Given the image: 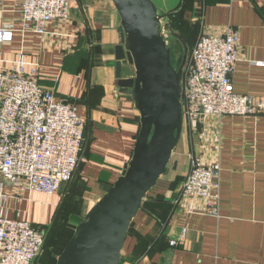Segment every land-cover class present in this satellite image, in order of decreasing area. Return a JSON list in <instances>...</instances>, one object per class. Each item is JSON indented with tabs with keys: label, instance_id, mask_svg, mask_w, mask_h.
I'll list each match as a JSON object with an SVG mask.
<instances>
[{
	"label": "crops",
	"instance_id": "0c3cea01",
	"mask_svg": "<svg viewBox=\"0 0 264 264\" xmlns=\"http://www.w3.org/2000/svg\"><path fill=\"white\" fill-rule=\"evenodd\" d=\"M19 1L0 0V28L16 26ZM151 1L163 13L181 6V0ZM71 15L70 24L51 23L43 36L16 27L0 44L1 67L23 55L28 67L39 68L41 85L74 103L85 119L79 165L59 194L20 191L0 173L1 214L46 231L71 200L90 210L128 162L139 131L138 112L117 88L119 18L111 0H76ZM177 17L196 37L237 30L234 92L264 100V0H185ZM186 130L190 137L165 183L152 190L129 228L120 264H264V115L204 120ZM192 157L220 169L218 217L205 215L202 200L182 199Z\"/></svg>",
	"mask_w": 264,
	"mask_h": 264
},
{
	"label": "built area",
	"instance_id": "2783aa9c",
	"mask_svg": "<svg viewBox=\"0 0 264 264\" xmlns=\"http://www.w3.org/2000/svg\"><path fill=\"white\" fill-rule=\"evenodd\" d=\"M76 0H20L16 26L0 28V44L12 31L39 36L51 23L67 25ZM238 31L227 26L221 34H200L189 52L184 70L183 124L204 120L264 115V100L234 92L231 74L238 59ZM40 70L28 67L23 55L10 68L0 66V173L3 183L20 191L59 194L77 170L83 146L85 119L76 105L58 99L39 80ZM121 172V171H120ZM220 169L192 157L182 183L185 202L202 200L205 215L218 217ZM3 195L0 192V200ZM1 210V203H0ZM186 234L170 240L177 246ZM46 231L40 226L10 219L0 211V264H33L43 250Z\"/></svg>",
	"mask_w": 264,
	"mask_h": 264
},
{
	"label": "water",
	"instance_id": "95a60500",
	"mask_svg": "<svg viewBox=\"0 0 264 264\" xmlns=\"http://www.w3.org/2000/svg\"><path fill=\"white\" fill-rule=\"evenodd\" d=\"M119 18L114 47L119 93L139 114V131L131 156L112 186L76 225L55 264H120L129 228L148 194L168 172L183 130L182 92L189 48L171 24L184 8L163 13L151 0H111ZM181 46L182 59L172 64L165 37ZM133 68L123 77L122 67Z\"/></svg>",
	"mask_w": 264,
	"mask_h": 264
},
{
	"label": "rangeland",
	"instance_id": "374dc122",
	"mask_svg": "<svg viewBox=\"0 0 264 264\" xmlns=\"http://www.w3.org/2000/svg\"><path fill=\"white\" fill-rule=\"evenodd\" d=\"M175 22L177 21H174V25ZM186 28L188 27H186V24L183 21L178 23V31H180L183 35L189 48L194 44L198 36L196 37V32H191ZM165 40L167 41L168 46H171L172 64L175 68H177L182 59V49L176 41L171 40L168 36L165 37ZM124 70L130 74L131 69L129 66L125 67ZM187 130L185 123V125L183 124L181 143L178 145L179 147L177 146V148L174 150V153L172 154L170 163L168 165V172L173 166L174 160L178 158V154L182 149L183 144H186V140L190 137ZM167 173L160 177L158 184L155 187V191H157L158 188H160L165 183ZM153 193V191L152 193L150 192L148 197H151ZM148 199L149 198L146 200ZM86 212L87 210L83 206V202L80 199L71 200L68 202L67 206H63L60 209V212L57 214L53 224L49 226L45 246L33 264H55L56 256L60 254L72 231H74L76 225L79 223L80 219L85 216Z\"/></svg>",
	"mask_w": 264,
	"mask_h": 264
},
{
	"label": "trees",
	"instance_id": "16d2710c",
	"mask_svg": "<svg viewBox=\"0 0 264 264\" xmlns=\"http://www.w3.org/2000/svg\"><path fill=\"white\" fill-rule=\"evenodd\" d=\"M181 14V12L178 14V15H180ZM177 15V16H178ZM174 17V18H172L171 19V24H172V26H173V28H175V29H177L178 30V23H179V21H177L176 20V18H178V17ZM177 21V22H175V25H174V21ZM180 32V31H179ZM181 33V32H180ZM171 40H174V41H176L175 39H171ZM177 42V41H176ZM178 43V42H177ZM195 43V42H194ZM179 44V43H178ZM168 45V44H167ZM180 45V44H179ZM194 45V44H193ZM193 45L191 46V47H189V50H192V47H193ZM170 48H171V46H169ZM181 47V46H180ZM128 66V65H127ZM127 66H123L122 67V76L124 77V75L126 76V75H128L129 74V72L127 73V71L126 70H124V68L125 67H127ZM130 67V66H129ZM130 69H131V71H130V74L128 75V77H130V76H132V73H133V69H132V67H130ZM39 82H40V80H39ZM40 84H41V82H40ZM112 186V185H111ZM63 187V186H62ZM62 187H61V189H62ZM150 194V193H149ZM149 194H148V196H149ZM148 196H147V198H148ZM82 220V218L80 219V221ZM79 221V222H80ZM46 231V230H45ZM48 231H49V229L46 231V237H47V234H48ZM72 233H73V231H72ZM72 233H71V235H72ZM71 235H70V237H71ZM69 237V238H70ZM69 240V239H68ZM68 240H67V242H68ZM45 242H46V239H45ZM66 242V243H67ZM66 245V244H65ZM44 246H45V244H44ZM44 248V247H43ZM64 248V247H63Z\"/></svg>",
	"mask_w": 264,
	"mask_h": 264
},
{
	"label": "flooded vegetation",
	"instance_id": "af4514ba",
	"mask_svg": "<svg viewBox=\"0 0 264 264\" xmlns=\"http://www.w3.org/2000/svg\"><path fill=\"white\" fill-rule=\"evenodd\" d=\"M171 39V38H170ZM167 42V41H166Z\"/></svg>",
	"mask_w": 264,
	"mask_h": 264
}]
</instances>
